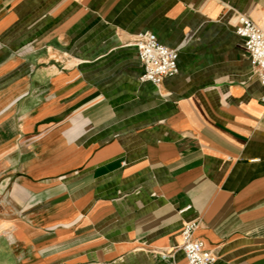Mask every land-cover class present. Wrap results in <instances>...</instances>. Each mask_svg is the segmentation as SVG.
I'll use <instances>...</instances> for the list:
<instances>
[{"label": "crops", "instance_id": "1", "mask_svg": "<svg viewBox=\"0 0 264 264\" xmlns=\"http://www.w3.org/2000/svg\"><path fill=\"white\" fill-rule=\"evenodd\" d=\"M264 0H0V264H264ZM153 32L179 73L140 81ZM161 253L168 257L163 259Z\"/></svg>", "mask_w": 264, "mask_h": 264}, {"label": "built area", "instance_id": "2", "mask_svg": "<svg viewBox=\"0 0 264 264\" xmlns=\"http://www.w3.org/2000/svg\"><path fill=\"white\" fill-rule=\"evenodd\" d=\"M235 29L237 35L243 40L244 49L254 72L264 87V27L258 25L248 15L240 14L236 18ZM134 45L138 49L143 68L140 81L160 85L166 78L179 73L180 50L162 44L153 32L138 34ZM261 101L264 105V94ZM196 228L195 221H189L183 225L181 231L183 241L180 249L184 253V264H214L218 257L207 248L202 239L195 237ZM161 257L166 259L168 255L161 253Z\"/></svg>", "mask_w": 264, "mask_h": 264}]
</instances>
